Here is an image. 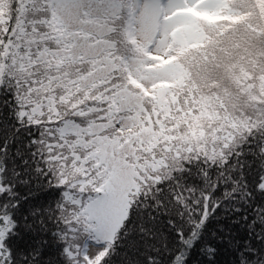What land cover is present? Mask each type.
<instances>
[{
  "label": "snow or ice",
  "instance_id": "6c2138e0",
  "mask_svg": "<svg viewBox=\"0 0 264 264\" xmlns=\"http://www.w3.org/2000/svg\"><path fill=\"white\" fill-rule=\"evenodd\" d=\"M0 264H264V0H0Z\"/></svg>",
  "mask_w": 264,
  "mask_h": 264
}]
</instances>
